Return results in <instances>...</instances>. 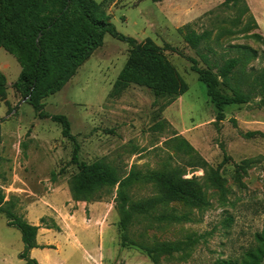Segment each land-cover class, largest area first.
Returning <instances> with one entry per match:
<instances>
[{
  "label": "rangeland",
  "instance_id": "rangeland-1",
  "mask_svg": "<svg viewBox=\"0 0 264 264\" xmlns=\"http://www.w3.org/2000/svg\"><path fill=\"white\" fill-rule=\"evenodd\" d=\"M94 1L100 18L125 39L105 33L101 46L59 91L41 101L39 111L14 86L23 63L0 45V137L4 152L14 158L2 166L7 169L14 162L24 176L42 184L62 182L75 200L70 183L80 165L104 162L120 177H136L126 188L128 206H138L128 224L132 242L152 249L162 244L179 248L158 256L157 264H214L240 258L254 233L264 228V89L254 82L264 69V40L246 3ZM186 25L209 34L197 49L178 31ZM147 41L161 49L188 86L170 104L133 84L112 93L132 48ZM201 56L211 65L238 59L235 82L243 92H253L249 103L225 106L221 121L192 69L193 62L206 69ZM218 89L231 94L223 86ZM50 116H65L73 139L65 138ZM169 178L189 181L194 197L157 201ZM115 192L116 187L102 188L86 201L111 200L120 218ZM5 220L0 214V231L6 229ZM125 248L154 264L140 250Z\"/></svg>",
  "mask_w": 264,
  "mask_h": 264
},
{
  "label": "trees",
  "instance_id": "trees-1",
  "mask_svg": "<svg viewBox=\"0 0 264 264\" xmlns=\"http://www.w3.org/2000/svg\"><path fill=\"white\" fill-rule=\"evenodd\" d=\"M238 1L225 0V3ZM0 3L2 5L0 45L16 55L23 63L22 71L14 86L28 97L36 111H39L43 105L41 101L59 91L75 71L101 46L105 33L111 32L120 39H125L115 32L112 25L100 18L99 5L94 0H0ZM178 31L183 33L184 41L193 49H197L209 36L208 32L198 34L190 29L189 25ZM242 49L250 51L247 47ZM201 57L206 69L196 68L195 62L192 69L198 74V80L205 85L207 96L217 110V120L221 121L224 118L225 106L249 103L253 99V92H243L241 85L235 82L238 59L229 58L222 64L211 65L205 56ZM1 81H3L2 76H0V85ZM259 81L262 82L258 83ZM254 82L264 89V69ZM130 84L150 89L155 100L166 99L167 104L188 90V86L161 49L151 41L132 48L124 68L113 85L112 93L118 94ZM219 86L228 89L231 94L221 93ZM50 118L61 125L62 135L65 138L73 139L65 116H50ZM258 134L251 133V135ZM182 144L191 150L187 142L182 140ZM76 149L77 146L73 153V161L77 160ZM79 168V172L70 183L75 200H90L100 189L116 187L120 213L118 231L122 247L132 246L140 250L154 264L158 263V256L179 249L169 244H162L157 249H152L144 244L134 243L129 238V220L132 211L138 209L134 204L128 206L126 188L136 178L132 173L120 177L114 168L101 161L90 165L82 164ZM187 183L189 181L181 178L164 180L162 195L157 201L170 202L194 197V192ZM15 202L13 198L5 201L0 188V214L5 216L8 226L16 228L21 234L24 247L19 258L24 260V264H38L29 257V251L36 247L35 237L38 227L30 225L13 212L17 205ZM263 263L264 228L254 233L251 245L243 251L240 258L219 259L214 264Z\"/></svg>",
  "mask_w": 264,
  "mask_h": 264
},
{
  "label": "crops",
  "instance_id": "crops-1",
  "mask_svg": "<svg viewBox=\"0 0 264 264\" xmlns=\"http://www.w3.org/2000/svg\"><path fill=\"white\" fill-rule=\"evenodd\" d=\"M244 2L264 40V0ZM4 143L0 137V188L5 201H17L13 212L38 227L31 259L38 264H150L141 253L121 246L119 216L111 200L75 201L62 182L31 181L14 162L6 169L2 164L14 158L4 152ZM5 228L0 231V264H24L21 234H15L7 219Z\"/></svg>",
  "mask_w": 264,
  "mask_h": 264
}]
</instances>
